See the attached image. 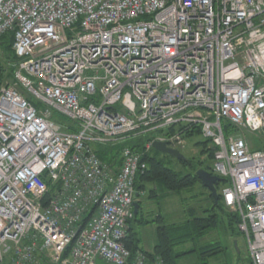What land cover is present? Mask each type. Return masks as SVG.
Segmentation results:
<instances>
[{
  "label": "built area",
  "instance_id": "built-area-1",
  "mask_svg": "<svg viewBox=\"0 0 264 264\" xmlns=\"http://www.w3.org/2000/svg\"><path fill=\"white\" fill-rule=\"evenodd\" d=\"M8 33L20 64L0 90V264H164L125 246L135 184L155 141L181 149L195 131L264 264V149L242 135H264V0H0ZM148 134L120 166L94 150Z\"/></svg>",
  "mask_w": 264,
  "mask_h": 264
},
{
  "label": "trees",
  "instance_id": "trees-1",
  "mask_svg": "<svg viewBox=\"0 0 264 264\" xmlns=\"http://www.w3.org/2000/svg\"><path fill=\"white\" fill-rule=\"evenodd\" d=\"M13 43L14 35L12 33H8L0 39V90L2 87L17 83L16 73L19 68L20 60L13 50ZM28 100L36 108L41 109L40 104L36 100H34V98L29 96ZM60 118H62L63 120H61ZM53 121L60 124L64 128V130L68 132H76L77 130L72 122H70L68 119L64 118L57 112H55L53 115ZM224 130L226 135L234 134L237 132V130L229 124L224 125ZM185 135L186 139L190 140H193V137H202L200 131L186 133ZM153 138L154 135L148 134L139 138L129 139L128 141L119 145H110L105 147L95 146L94 150L99 159L107 165L120 166L121 154L124 148H130L131 150H134L136 152H141L144 149V146L147 143H150ZM209 143V141L205 140L204 142L197 144V146H200L204 149L208 146ZM203 149L202 151H204ZM212 150V153H210V159L213 162L215 149ZM253 150L260 149L254 148ZM154 151L156 150L152 148L150 154L144 156L143 162L147 164V168L143 173L137 176L135 189L137 185L142 186V182H159L162 183L167 190L173 193H182L190 190L192 191L197 185L202 184L199 178L196 176V172L198 170L203 169L205 171L213 173L212 166L206 168L204 166L205 164H203L202 161L196 162L185 159L183 161H178L181 162L182 166L188 167L190 171L187 174H182L181 172L173 170L169 166H167V164H165L163 160L160 159V156L154 155ZM226 183H228L227 180H225L223 185L225 186ZM140 190L142 189L140 188ZM218 191L220 193V188L218 189ZM53 194L54 188L52 187L50 193L41 200L42 207H46L48 205ZM211 198L214 202L213 215H209L208 217L203 218L195 217L192 223L188 224V233H190V237H197L198 239L205 237L206 235L215 232L225 222H227L231 230L235 232V236H243L238 230L239 217L233 213H228L225 210L221 203V196L218 204L215 203L212 195ZM136 215L132 220L135 219ZM132 220L130 222H132ZM180 229L185 230L183 228ZM178 244L179 239L173 240L169 234V228L165 227H160L158 229V245L155 247L152 254L144 253L140 248H138L135 235L130 228L127 231V239L125 240V246L131 252L133 258H135L138 253H142L150 260H154L155 257H159L164 264H177L178 259L187 255H191L193 253H199L200 257H202L206 261V263L204 264H209L208 260L210 261L212 259H217V257L223 255L227 250L220 243H214L204 246L201 250H197L198 252L195 250L182 254H176L175 247ZM248 260L249 264H252L249 254Z\"/></svg>",
  "mask_w": 264,
  "mask_h": 264
},
{
  "label": "crops",
  "instance_id": "crops-1",
  "mask_svg": "<svg viewBox=\"0 0 264 264\" xmlns=\"http://www.w3.org/2000/svg\"><path fill=\"white\" fill-rule=\"evenodd\" d=\"M242 135L246 138L249 145V141L252 138L251 134L243 133ZM135 201L139 208L138 214L130 222L129 228L135 235L138 248L144 253L152 254L154 252L155 247L158 245V229L160 227L169 228V234L173 240L179 239V244L175 247L176 254H182L179 249L183 244L185 247L191 245L186 252L201 250L206 245L214 244V232L199 239L197 237H190V233H188V224H191L195 217L203 218L213 215L214 202L211 198V192L203 184L197 185L192 191L173 193L167 190L162 183L142 182V186H136ZM191 202L195 205L193 210L188 208V204ZM223 230L226 234V240L224 245L220 244L227 250L222 256L226 257V264H239L241 252L237 247V243L233 245V242L239 236H235V232L231 230L227 222L223 224ZM209 239L213 242L209 243ZM231 250L233 253L230 255ZM234 253H236L237 257ZM191 259H197L200 264L206 263L205 259L200 257L199 253H193L178 259L177 264L181 261ZM212 260L208 261V263L210 264ZM213 262L214 264H219L214 260ZM97 264L107 263L99 260Z\"/></svg>",
  "mask_w": 264,
  "mask_h": 264
},
{
  "label": "rangeland",
  "instance_id": "rangeland-1",
  "mask_svg": "<svg viewBox=\"0 0 264 264\" xmlns=\"http://www.w3.org/2000/svg\"><path fill=\"white\" fill-rule=\"evenodd\" d=\"M60 119L63 120L62 118H60ZM251 137L252 138L249 141V146L252 149L264 148V135L263 134H257V135L251 134ZM204 141L205 140L202 137H193V140L187 139L184 148H181V153L185 159H187L189 161H196V162L202 161L203 164H205L204 166L206 168H208L209 166H213V162L210 159V153H212L213 147L210 145V143L204 149L200 146H197V144H200ZM202 149L204 151H202ZM154 155L160 156V159L163 160V162L165 164H167V166H169L173 170L179 171L182 174H187L190 171V169L188 167L182 166L181 162H179L176 158H173L171 156H168V155H165L161 152H156V151H154ZM190 201H192V200L190 199ZM222 205H223V203H222ZM223 207H224V205H223ZM188 208L190 210H193L195 208V205L191 202L188 204ZM186 219H187V217H186ZM176 223H178V221H176ZM213 237H214V243L219 242L223 245L225 244L226 234L224 233L223 225L214 232ZM208 238H210V237H208ZM208 242L211 243L213 241L209 239ZM234 243H237V247H238L239 251L241 252L239 264H249L248 252H247V243H246L245 238L243 236H239L238 239L233 242V245H234ZM183 245H181L180 249H179V251L181 253L186 252L187 249L190 248V246H191L190 245V246L185 247ZM231 253H233L232 250L230 252V255H231ZM234 255L236 256V253H234ZM214 261H216L218 263H222V264L227 263L226 257L222 256V255L217 257V259H214ZM179 264H200V262L197 259H191V260L181 261V262H179ZM210 264H214L213 260L210 262Z\"/></svg>",
  "mask_w": 264,
  "mask_h": 264
},
{
  "label": "water",
  "instance_id": "water-1",
  "mask_svg": "<svg viewBox=\"0 0 264 264\" xmlns=\"http://www.w3.org/2000/svg\"><path fill=\"white\" fill-rule=\"evenodd\" d=\"M153 148L156 151L161 152V153L166 154V155H169L173 158H176L179 161L185 160L184 156L181 154V152L179 150L168 147V145L166 143L155 142L153 144ZM196 176L199 178V180L201 181L203 186L211 192V195H212L215 203L218 204L219 199H220L219 193H218V188L221 184H223L224 180L217 177V176H213L211 173H209L208 171H205L203 169L198 170L196 172ZM138 209H139L138 205L134 204V213L135 214L138 213Z\"/></svg>",
  "mask_w": 264,
  "mask_h": 264
},
{
  "label": "bare ground",
  "instance_id": "bare-ground-1",
  "mask_svg": "<svg viewBox=\"0 0 264 264\" xmlns=\"http://www.w3.org/2000/svg\"><path fill=\"white\" fill-rule=\"evenodd\" d=\"M10 86H14V87H18L16 84H13V85H10ZM5 87H9V86H5ZM5 87H2V88H5ZM1 88V89H2ZM155 142H160V141H155ZM154 142V143H155ZM153 143V144H154ZM164 143V142H163ZM153 147V146H152ZM169 147V146H168ZM171 148V147H170ZM174 149V148H173ZM176 150H179L180 152H181V149H176ZM150 154V153H149ZM169 156V155H168ZM213 163H214V161H213ZM213 167V166H212ZM214 173V172H213ZM213 173H211V174H213ZM136 190V189H135ZM135 200H136V195H135ZM136 202V201H135ZM134 204H136V203H134ZM134 207V206H133ZM134 211V210H133ZM136 214L134 213V216H135Z\"/></svg>",
  "mask_w": 264,
  "mask_h": 264
}]
</instances>
